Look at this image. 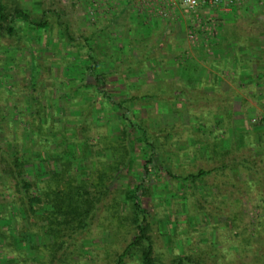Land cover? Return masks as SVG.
Here are the masks:
<instances>
[{"label":"rangeland","instance_id":"obj_1","mask_svg":"<svg viewBox=\"0 0 264 264\" xmlns=\"http://www.w3.org/2000/svg\"><path fill=\"white\" fill-rule=\"evenodd\" d=\"M0 2L8 11L16 6L25 9L32 19L42 15L50 21L58 19L68 26L75 40L92 36L101 74L97 81L87 77V92L73 97L63 108L61 97L71 93V87L63 75L61 56L33 47L37 68L32 71L29 58L34 55L23 33L13 37L1 33L0 148L8 154L17 151L23 160L37 161L52 153L53 141L73 129L74 135L68 131L74 136L69 143L75 139L83 146L87 144L88 155L92 156L86 160L90 172L93 168L101 170L110 160L101 159L105 148L123 150L118 142L121 134L114 126L122 115L127 116L121 123L128 133L126 144L132 147L127 167L113 175L110 194L101 202L92 226L78 237L76 246L68 244V257H61L60 252L55 259L43 257L36 262L42 256L16 251L13 238L0 224V240L5 239V243L0 242V264H115L136 234L124 193L142 178L148 154L131 123L145 129L148 141L159 146L161 157L169 159L161 168L159 158L154 159V169L146 179L149 193L142 197L149 212L148 236L154 256L164 264L177 256L191 258L195 264H264V200L260 202L244 191L238 196L229 184L221 188L225 179L219 176L211 175L196 187L184 188L166 173L168 169L172 175L182 176L217 166L216 161L193 158L194 148H207L206 143L214 137L226 140L220 145L224 151H229L231 141L230 155L251 151L260 155L264 151V82L255 81V74H240L234 79L232 67L224 63L234 58L238 61L240 52L233 53L232 49L236 33L245 37L264 24L263 16H253L264 0H233L229 16L201 11L203 17L218 18V32L208 43L195 46L187 39V19L177 11L173 13L161 0ZM161 11L168 17L160 16ZM193 60L200 68L193 95H200V99L196 98L194 111H190L197 112L196 118H206L205 126L200 124L198 131V121L183 112L186 98L175 97L178 81L186 82L177 75L176 65L184 68ZM116 104L122 107L117 109ZM193 141L205 145L201 142L195 146ZM248 141L256 144L253 150ZM120 153L115 155L119 157ZM227 159L229 155L222 161L227 163ZM5 168L0 164V219H11L12 236L17 238L18 232L22 235L33 229L29 222L14 218L12 207L20 205V197L13 195L14 182L1 171ZM227 174L229 177V171ZM230 191L240 200H231ZM112 216L117 217L118 224ZM24 241L29 242L27 237ZM124 264L140 263L133 258Z\"/></svg>","mask_w":264,"mask_h":264},{"label":"trees","instance_id":"obj_2","mask_svg":"<svg viewBox=\"0 0 264 264\" xmlns=\"http://www.w3.org/2000/svg\"><path fill=\"white\" fill-rule=\"evenodd\" d=\"M259 9L255 11L256 13H253L255 18L264 17V5ZM263 25L259 28L261 29L259 33V29L255 33L248 32L245 37H241L240 34L236 33L238 38L232 49L233 53L240 52L238 61L235 62V58L234 61H224L227 67H232L234 79H239L240 74H255V81L264 82ZM1 33L9 37L17 34L20 36L23 33V38L31 49L30 53L34 55L29 58L32 71H36L37 68L33 47L37 50L57 52L61 56L63 75L68 78L71 87V93H65L61 97L63 108L74 99L73 97L81 95L84 91L87 92L90 87L85 82L87 77L97 81L101 75L98 72V60L94 55L92 36L80 37L79 40H75L70 36L68 26L59 22L58 19L50 21L45 18V15L37 20L32 19L25 9L16 6L8 11L4 4L0 2ZM236 50L238 52H235ZM227 59H229V56H227ZM176 68L177 75L186 82L178 81V94L175 97L186 98L187 109L183 112L190 114L191 120H194V122L198 121V126L195 125L196 131H198L203 125L205 126L204 121H206V118H196L197 112L192 113L194 111L192 105L197 102L196 98L200 99V95H193L200 68L194 60L185 64L184 68L180 67L179 64L176 65ZM249 82L253 81L249 79ZM218 83L217 81L216 84ZM189 94L191 98L187 99L190 96ZM197 94L200 93L197 92ZM204 97L208 99L209 95L204 94ZM30 100L33 104L36 103L33 97ZM121 107L122 105H115L117 109ZM121 119L114 126L118 128L121 134L118 142L123 150L117 151V147L114 150L109 147L105 148V153H101V159L104 157L110 160L101 170H94L93 168L90 172L86 160L88 161L92 156L88 155L87 144L83 146L75 139H72L73 142L69 143V139L74 138L73 129L68 130L73 135H68V131L65 132L60 139L53 141L54 149L52 153L49 156L36 158L37 161L33 158L23 160L17 154V151L8 154L7 151L0 148V164H5L7 167L1 171L9 175L14 182V185H12V191L15 190L12 192L13 195L18 194V197H20V205H13L12 207L14 218L29 222L30 227L33 229L22 235L18 232L16 234L17 238H14L10 227L11 219H0V224L7 228L9 235L13 238L12 243H14L13 247L16 251L26 250L31 253L33 251L36 256L40 254L42 259L38 256L36 262L43 260V257L44 259L45 257L50 258V260L55 259L56 254L60 252H62L61 257L63 258L70 255L68 244L76 246L78 237L89 230L101 202L106 200L110 194L113 175L119 173L122 168H126L127 163H129L132 147L128 143L126 144L128 133L126 126L121 125L127 119V116L122 115ZM215 124L218 125V122ZM131 125L137 130L139 134L138 141L143 143L144 148L148 150V154L143 164L142 178L134 188L124 193L125 205L129 209L130 223L133 225L136 234L121 254L116 257L115 264H124L126 259L133 258L140 264H164L154 256L152 243L148 236L149 212L143 204L142 197L149 193V188L146 187V179L154 169L152 167L154 159L159 158V168L162 167L163 161L169 159L161 157L159 146L148 141L145 129L137 124L131 123ZM222 141L226 140L214 137L211 143H206L208 149L203 146L202 149L195 150L194 148L193 150L194 160L206 158L209 162L216 161L217 166L206 170L198 169L182 176L172 175L168 169L166 173L184 188H187V185L192 188L196 187L197 182H203L206 177L211 175L212 177L219 176L225 179L224 182L220 183L221 188L229 184V188L233 192L235 191L238 196L244 191L245 193L254 194L260 202L264 200V151L260 155L252 151L246 154L230 155L232 154L231 141H229V151L220 149ZM201 142L193 141V145H199ZM247 143L252 150L256 147V144L250 141ZM202 144L204 143L202 142ZM118 152H121L119 157L115 155ZM228 155L229 159H227V163H224L222 160ZM114 157L119 159L112 161ZM227 171H229V177ZM232 191L229 192V196H232L230 199L233 201L240 200L234 198ZM112 220L115 221L114 224L119 223L115 216H112ZM25 237H27L30 244L24 241ZM0 242L5 243V239L1 238ZM66 245L67 247H65ZM169 264L195 263L186 256H177Z\"/></svg>","mask_w":264,"mask_h":264},{"label":"built area","instance_id":"obj_3","mask_svg":"<svg viewBox=\"0 0 264 264\" xmlns=\"http://www.w3.org/2000/svg\"><path fill=\"white\" fill-rule=\"evenodd\" d=\"M172 12L187 19L188 42L195 46L198 42L214 39L218 32L217 17H203L201 11L214 10L215 14H225L231 11L233 0H161ZM160 16L168 17L164 12Z\"/></svg>","mask_w":264,"mask_h":264},{"label":"crops","instance_id":"obj_4","mask_svg":"<svg viewBox=\"0 0 264 264\" xmlns=\"http://www.w3.org/2000/svg\"><path fill=\"white\" fill-rule=\"evenodd\" d=\"M230 12H231V11H230ZM230 12H228V13H225V14H227L226 16H229V13H230Z\"/></svg>","mask_w":264,"mask_h":264}]
</instances>
